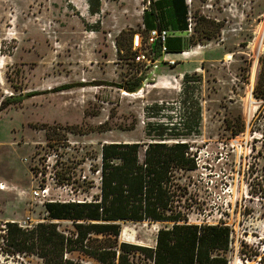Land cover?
Returning a JSON list of instances; mask_svg holds the SVG:
<instances>
[{"label": "rangeland", "instance_id": "rangeland-1", "mask_svg": "<svg viewBox=\"0 0 264 264\" xmlns=\"http://www.w3.org/2000/svg\"><path fill=\"white\" fill-rule=\"evenodd\" d=\"M146 8L148 0H103L100 14L91 15L87 0H0V89L4 97L29 94L0 113V225L30 228L49 221L44 203L83 200L71 186L58 185L63 169L77 167V177H91L87 157L101 143L144 140L146 106L166 104L161 116H179L183 76L195 73L202 122L200 135L191 138L199 163L191 175L200 207L191 222L225 223L264 237V98L256 91L264 0H191L196 33L186 38L185 55L175 57L181 67L163 59L147 67L132 61L134 34L147 35ZM200 17L214 22L211 32L219 25L211 40ZM139 76L144 82L137 92L121 88ZM106 121L111 131L62 134L57 144L54 131L48 140L42 129L84 130ZM133 121L134 130L120 129ZM241 124L244 132L234 135ZM58 223L66 232L73 228ZM162 226L122 223L119 240L153 247Z\"/></svg>", "mask_w": 264, "mask_h": 264}, {"label": "trees", "instance_id": "trees-1", "mask_svg": "<svg viewBox=\"0 0 264 264\" xmlns=\"http://www.w3.org/2000/svg\"><path fill=\"white\" fill-rule=\"evenodd\" d=\"M148 1L149 8L143 13L146 33L154 29L152 21L162 28L161 6L174 5L173 0ZM87 3L91 15L100 14L102 0H87ZM177 7L182 8L186 21L189 11L186 0H178ZM200 19L204 37L211 40L218 34L219 25L211 32L209 28L214 22ZM165 46L169 53L184 51L181 37L169 38ZM152 49L156 58L161 56L160 44ZM256 66L255 63L252 76L256 75ZM143 82V76H139L121 88L135 93ZM200 82L198 74H184L176 102L181 112L175 118L160 115L166 104L145 107L144 140L107 141L101 143L99 150H91L87 157L91 177H77V167L70 173L63 169L58 185L71 186L76 194L84 195L83 200L44 203L49 221L30 228L12 221L1 224L0 264H33L27 257L36 258L35 264H228L230 227L224 223L191 222L192 214L200 207L191 175L199 169L198 151L191 138L200 135L202 107L196 86ZM256 91L264 98V62ZM27 97L29 94L4 97L0 89V113ZM136 125L133 121L120 129L132 131ZM42 127L48 140L54 131L56 144L60 143L62 134L86 135L112 130L107 121L84 130L77 126ZM241 132L244 124L234 130V135ZM94 189L97 192L92 194ZM59 221L71 222L72 230H62ZM126 222L162 224L155 246L120 242L121 224Z\"/></svg>", "mask_w": 264, "mask_h": 264}, {"label": "built area", "instance_id": "built-area-1", "mask_svg": "<svg viewBox=\"0 0 264 264\" xmlns=\"http://www.w3.org/2000/svg\"><path fill=\"white\" fill-rule=\"evenodd\" d=\"M186 4L189 7L187 15V28L186 35L190 38L195 33V17L191 11V0H186ZM148 5H150L148 1ZM147 9V8H146ZM145 9V10H146ZM144 13V11H143ZM143 30H145L143 24ZM170 38V32L166 29H153L150 30L146 37L142 33L138 32L134 34L132 40V49L134 56L132 61L135 64H143L144 67L154 64L156 60L163 59L169 66L177 64V60L169 57V52L166 49V42ZM156 44L161 45V56H155L153 47ZM115 47V46H114ZM185 52L178 53V55H184ZM4 185H0V189H3ZM46 191L44 190L43 193ZM246 217V216H244ZM225 224V223H224ZM226 225V224H225ZM260 226H263L260 222ZM231 229L230 235V250H229V262L228 264H264V237L260 231H251L246 233V230H242L241 227L229 226ZM257 233V234H253ZM252 258L253 261L250 260Z\"/></svg>", "mask_w": 264, "mask_h": 264}, {"label": "crops", "instance_id": "crops-1", "mask_svg": "<svg viewBox=\"0 0 264 264\" xmlns=\"http://www.w3.org/2000/svg\"><path fill=\"white\" fill-rule=\"evenodd\" d=\"M173 2H174L173 7L169 5V6H164V7L161 6V8H160L159 12H161V14L163 15V21H162V25H161L162 28L159 27V24L157 23V21H152L150 24L154 25V29L169 30L170 38H175V37L180 38L181 37L184 41V50H185V46L187 44V41H186L187 23L184 19L182 8L178 9V7H177L178 0H173ZM179 3L181 4V2H179ZM102 5H103V0H102ZM149 11H150V9H149ZM156 11L157 10H155V12ZM177 55H178V53H170L169 57L178 61L179 58H175ZM159 62H162V60L161 59L156 60L154 65H156ZM167 66H168V64H167ZM167 66H166V68L163 67L162 72L161 71L160 72L161 73L166 72L167 71L166 69H169V68H167ZM177 66L181 67V66H184V64L178 63ZM175 69H176V67H174V70Z\"/></svg>", "mask_w": 264, "mask_h": 264}, {"label": "bare ground", "instance_id": "bare-ground-1", "mask_svg": "<svg viewBox=\"0 0 264 264\" xmlns=\"http://www.w3.org/2000/svg\"><path fill=\"white\" fill-rule=\"evenodd\" d=\"M2 188L4 189V186ZM3 189H1V190H3Z\"/></svg>", "mask_w": 264, "mask_h": 264}]
</instances>
